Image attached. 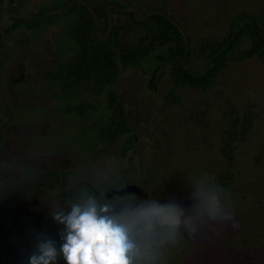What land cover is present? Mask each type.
<instances>
[{"label":"rangeland","instance_id":"1","mask_svg":"<svg viewBox=\"0 0 264 264\" xmlns=\"http://www.w3.org/2000/svg\"><path fill=\"white\" fill-rule=\"evenodd\" d=\"M82 1L0 0V264H29L49 240L59 251L65 226L53 216L81 202L62 200L58 188L89 186L102 203L121 183L161 203L191 201L217 185L230 196L229 217L186 232L189 242L162 247L156 264H264V58L243 42L206 91L176 84L166 69L153 91L148 65L123 69L111 89L125 105L135 142L122 155L129 135L107 144L99 130L110 114L111 89L68 99L48 77L77 53L66 36L73 19L37 30L25 25L47 8ZM94 1L106 2L110 14L106 26L94 13L99 40L121 25V41L134 43L142 32L130 15L167 13L186 37L188 69L199 73L212 64L201 43L227 39L242 15L264 22V0ZM17 20L23 25L13 28ZM78 106L86 107L84 115L68 113ZM55 264H65L61 255Z\"/></svg>","mask_w":264,"mask_h":264},{"label":"trees","instance_id":"2","mask_svg":"<svg viewBox=\"0 0 264 264\" xmlns=\"http://www.w3.org/2000/svg\"><path fill=\"white\" fill-rule=\"evenodd\" d=\"M106 5V2H101L97 9L103 15L105 25L109 26L110 19ZM50 10L47 8L44 12ZM74 17V23L66 35L75 43L77 53L48 75L50 80L62 84L63 96L68 99L78 97L83 90L101 93L111 89L117 83L123 69L144 65H148L152 70L149 86L153 91L158 90L161 77L166 70H169L176 84L206 91L214 84L218 73L234 57L235 51L243 42L250 43L253 53L264 58V22L254 17L250 19L245 15L236 19L233 31L224 41L207 40L200 44L201 54H204V58L208 61H212L210 67L203 73L188 69L190 50L186 37L180 26L167 13L152 11L142 20L131 15V26L142 32L134 43L121 41V34L126 29L121 25L111 26L105 40L95 38L96 24L88 8L83 7ZM42 22L32 21L26 24L31 29H35ZM21 25H23L22 21L17 20L13 28ZM239 56L243 57L241 54ZM109 109L110 114L106 122L99 128L101 138L105 143L113 144L122 136L129 135L120 152L122 155H127L133 148L135 140L130 136L132 129L125 105L118 100L112 89ZM67 111L69 114L84 115L86 107H70ZM251 125L252 119L249 118L244 130L248 131ZM229 159L232 163L233 158ZM123 186L124 184L121 183L117 188ZM56 191L57 196L62 200L82 202L88 196H94L98 202L100 201L97 195L99 191L87 186L74 191L65 188H58Z\"/></svg>","mask_w":264,"mask_h":264},{"label":"clouds","instance_id":"3","mask_svg":"<svg viewBox=\"0 0 264 264\" xmlns=\"http://www.w3.org/2000/svg\"><path fill=\"white\" fill-rule=\"evenodd\" d=\"M217 189L195 192L187 208L174 200H138L131 193L102 203L88 196L67 213L54 214L65 226L59 251L53 241L40 243L29 264H55L58 255L65 264H156L162 247L189 242L186 232L195 234L230 216V196Z\"/></svg>","mask_w":264,"mask_h":264},{"label":"flooded vegetation","instance_id":"4","mask_svg":"<svg viewBox=\"0 0 264 264\" xmlns=\"http://www.w3.org/2000/svg\"><path fill=\"white\" fill-rule=\"evenodd\" d=\"M101 2H104V1H94V0H84V1H82L81 3H76V4H73V5H71V7L70 8H68V9H60V8H57V7H55V8H52L49 12H44V15H42L41 17H38V18H36L34 21H40V22H42L41 24H40V26L39 27H41V25L43 24V23H47V24H56V23H58L59 21H60V19L63 17V16H66V17H69V18H72L73 19V22H72V24L74 23V19H75V17H74V15L76 14V13H78V12H80L81 10H82V8L83 7H85V8H88V10L91 12V14H92V16H93V18H94V20H95V24H96V27L98 26V20L96 19V17L94 16V13H96V16H98L101 20H102V22L104 23L105 22V20H104V17H103V15L101 14V12H99L98 11V5L99 4H101ZM106 7V10H107V6H105ZM74 12H76L75 14H74ZM107 13H108V16H109V19H110V14H109V12L107 11ZM74 14V15H73ZM129 15V14H128ZM133 15V14H132ZM131 16V15H130ZM33 21V22H34ZM72 24L70 25V27L72 26ZM26 25H28V24H26ZM29 26V25H28ZM30 27V26H29ZM39 27H37V28H35V29H32V30H37ZM70 27H69V29H70ZM31 29V28H30ZM95 31H96V29H95ZM67 36V35H66ZM68 37V36H67ZM95 37V36H94ZM69 38V37H68ZM59 68V67H58ZM23 78V76H21V79ZM127 185H125L124 184V186L123 187H121V188H115V189H122V188H124V187H126ZM97 195H98V197H99V199H100V201L101 200H103L102 199V197L100 196V192H99V194L97 193ZM135 196H137V197H139V198H141L142 200H150L149 199V197H148V195L146 194V192H145V196H140V195H135ZM106 197H107V199H108V201H110V200H112V199H116V198H118V196H114L113 198H109L108 197V192L106 193ZM174 201H177V200H174ZM166 202V201H165ZM164 203V202H163Z\"/></svg>","mask_w":264,"mask_h":264},{"label":"water","instance_id":"5","mask_svg":"<svg viewBox=\"0 0 264 264\" xmlns=\"http://www.w3.org/2000/svg\"><path fill=\"white\" fill-rule=\"evenodd\" d=\"M87 187H89V186H87ZM128 193H131V194H134V195L145 196L144 190H142L137 185L130 184V185H127L126 187H124L122 189H111L110 191H108V197L109 198H113L114 196L123 197V196H126ZM176 202L180 203L185 208L189 207L190 204H191V201H181V200H179V201H176Z\"/></svg>","mask_w":264,"mask_h":264}]
</instances>
